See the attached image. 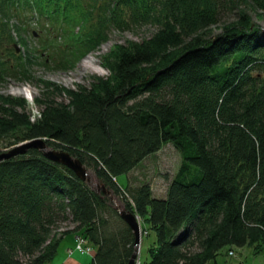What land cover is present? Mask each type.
Segmentation results:
<instances>
[{
  "label": "trees",
  "instance_id": "1",
  "mask_svg": "<svg viewBox=\"0 0 264 264\" xmlns=\"http://www.w3.org/2000/svg\"><path fill=\"white\" fill-rule=\"evenodd\" d=\"M229 14L234 18L211 36L209 26ZM260 21L264 0H0V79L25 78L40 91L36 119L25 99L0 95V148L6 150L0 153L42 139L92 170L120 208L137 217L141 244L153 238L139 264H218L220 256L234 259L243 249L259 256ZM32 24L37 30L30 36L37 38L28 47L22 30ZM141 24L157 27L155 33L114 46L101 59L108 76L95 77L88 88L33 79L34 66L52 61L70 68L106 41L109 30ZM9 45L16 55L11 64L4 58ZM167 145L179 164L155 196L148 181L129 175ZM66 223L95 250L91 264H128L134 236L108 197L35 149L0 162V264H48L68 234L53 233Z\"/></svg>",
  "mask_w": 264,
  "mask_h": 264
},
{
  "label": "rangeland",
  "instance_id": "2",
  "mask_svg": "<svg viewBox=\"0 0 264 264\" xmlns=\"http://www.w3.org/2000/svg\"><path fill=\"white\" fill-rule=\"evenodd\" d=\"M125 13V12H124ZM123 13V14H124ZM233 14L224 15L214 25H210L208 29L211 30V36L219 34L221 29L220 27L232 20L234 17ZM261 25L263 21H260ZM155 26L150 24H141L136 26H130L123 31H119L117 29H112L108 31L107 40L99 44L95 47V49L87 52L84 56H82L72 67L70 68H57L56 65L52 63V61L45 62L44 65H37V67H33L34 80L38 81H46L56 86L63 87L67 90H76L77 86H83L85 88L89 87V84L93 82L95 77L106 78L108 73L101 66V59L104 55L108 54L109 51L114 46H126L128 42H138L140 43L143 40L149 39L153 33L156 31ZM32 30L35 31L37 28L34 25H29L26 33L22 36L26 42V45L30 47L33 45V41L37 38H32L30 34ZM22 37V38H23ZM14 39L17 40L16 35L14 34ZM18 47V46H17ZM12 45H9L5 50L8 52V57L4 56V58L8 61L9 64L13 63L16 59V55L12 56ZM19 52L22 51V48H19ZM14 50V49H13ZM57 56L53 59L55 60ZM89 60V61H88ZM92 63V69L82 68L83 62ZM39 88L35 86L33 81H28L25 78L18 79H0V95L2 96H10L16 99H25L29 103L28 111L31 114V119L38 118V113L40 109L34 105V100L39 96ZM64 100L65 98H60ZM0 151H6L4 147L0 148ZM179 164V157L175 153V151L169 146H165L156 153L154 156L147 158L144 160L136 169H134L129 177L133 180L136 179L138 181H148L150 186L155 194L158 196L159 193H164L167 181L165 180V176L171 178L172 175L176 172ZM87 175L89 176V182L87 185L94 189L99 190L101 184L95 178L92 170H87ZM117 183L122 187L123 181L121 178L117 179ZM109 199V198H108ZM115 205L120 208V203L117 199L114 200ZM118 201V202H117ZM74 227L71 224H62L60 228L56 229L53 233V237L59 238L61 235H65L58 243L57 253L55 257L48 264H91L92 257L94 255V249L91 255H81L78 252L74 251L71 255L68 254V249L73 250L76 244L75 238L73 234H70L73 231ZM62 237V236H61ZM153 238H146L140 247L139 257L141 256V260L145 261L148 259L147 256V248L152 242ZM236 258L228 259L220 256L217 259L218 264H236L238 258H242L243 264H264V252L259 256H253L246 249L239 250L236 252ZM142 261V262H143Z\"/></svg>",
  "mask_w": 264,
  "mask_h": 264
},
{
  "label": "water",
  "instance_id": "3",
  "mask_svg": "<svg viewBox=\"0 0 264 264\" xmlns=\"http://www.w3.org/2000/svg\"><path fill=\"white\" fill-rule=\"evenodd\" d=\"M16 52H19V49L16 45H14ZM30 149H35L41 152V154L49 161L60 164L70 171L82 182L88 183L89 176L87 175V169L83 166V164L74 159L69 153L62 151V150H54L49 148L45 141L42 139H35L32 141L24 142L19 144L16 147H13L11 150L7 152L0 153V162L3 160H8L13 158L17 155L24 154L26 151ZM100 189L96 192H101L106 197L110 199V201L115 205V201L113 196L109 191H107L103 186L99 187ZM115 210L119 215L120 219L128 225L131 229L133 236H134V252L131 255V258L128 264H136L137 261V254L141 244V231L137 217H135L132 213L126 212L123 209L117 207L115 205Z\"/></svg>",
  "mask_w": 264,
  "mask_h": 264
},
{
  "label": "built area",
  "instance_id": "4",
  "mask_svg": "<svg viewBox=\"0 0 264 264\" xmlns=\"http://www.w3.org/2000/svg\"><path fill=\"white\" fill-rule=\"evenodd\" d=\"M77 242L78 243H77V245L75 247V251L76 252H79L80 254H88L90 252V249L84 246L83 240L78 239ZM68 253L72 254V251H69ZM137 264H139V263H137Z\"/></svg>",
  "mask_w": 264,
  "mask_h": 264
},
{
  "label": "bare ground",
  "instance_id": "5",
  "mask_svg": "<svg viewBox=\"0 0 264 264\" xmlns=\"http://www.w3.org/2000/svg\"><path fill=\"white\" fill-rule=\"evenodd\" d=\"M88 61H89V60H88ZM91 65H92V63H90V62H85V61H84V62L82 63L81 66H82V68H84V69H87V68H91V69H92V66H91Z\"/></svg>",
  "mask_w": 264,
  "mask_h": 264
}]
</instances>
